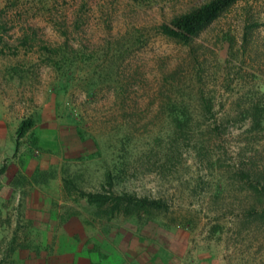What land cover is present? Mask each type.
Masks as SVG:
<instances>
[{"label":"rangeland","instance_id":"obj_1","mask_svg":"<svg viewBox=\"0 0 264 264\" xmlns=\"http://www.w3.org/2000/svg\"><path fill=\"white\" fill-rule=\"evenodd\" d=\"M208 1L0 0V110L13 132L33 120L0 169L35 151V125L71 124L88 153L51 172L87 224L150 232L179 264H264V0H238L186 42L158 31ZM3 172L0 264H21L25 179ZM109 188L164 205L123 213L82 194Z\"/></svg>","mask_w":264,"mask_h":264},{"label":"crops","instance_id":"obj_2","mask_svg":"<svg viewBox=\"0 0 264 264\" xmlns=\"http://www.w3.org/2000/svg\"><path fill=\"white\" fill-rule=\"evenodd\" d=\"M15 126L17 133L19 126ZM35 126V151L28 156L20 151L11 155L3 170L14 183L15 177L25 179L24 188L23 183L15 184L26 192L20 207L33 235L32 242L20 244L23 248L15 251L21 264H179L177 255H170L169 244L155 242L150 232L139 235L97 230L75 209H68L60 172L51 169L87 152L86 139L79 138L75 128L64 122ZM12 129L6 112L0 110V150L13 145ZM20 139L18 143L15 139L16 147Z\"/></svg>","mask_w":264,"mask_h":264},{"label":"trees","instance_id":"obj_3","mask_svg":"<svg viewBox=\"0 0 264 264\" xmlns=\"http://www.w3.org/2000/svg\"><path fill=\"white\" fill-rule=\"evenodd\" d=\"M238 0H209L208 2L191 9L188 12L174 16L169 22L158 26V31L167 37L186 42L203 26L215 20L221 12L228 9ZM33 120L24 119L20 122L17 130L18 140L31 128ZM4 166L0 169L3 171ZM111 184V183H110ZM83 196L90 204L102 206L111 204L112 209L127 213L130 207H162L164 203L160 199H151L148 197H139L128 193L117 194L111 188L98 192H82Z\"/></svg>","mask_w":264,"mask_h":264}]
</instances>
